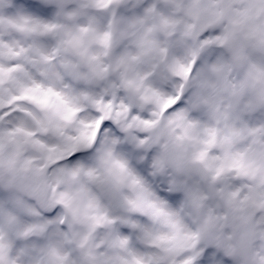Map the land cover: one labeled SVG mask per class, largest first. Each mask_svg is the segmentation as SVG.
I'll return each mask as SVG.
<instances>
[{"label": "clouds", "instance_id": "1", "mask_svg": "<svg viewBox=\"0 0 264 264\" xmlns=\"http://www.w3.org/2000/svg\"><path fill=\"white\" fill-rule=\"evenodd\" d=\"M0 264H264V0H0Z\"/></svg>", "mask_w": 264, "mask_h": 264}]
</instances>
